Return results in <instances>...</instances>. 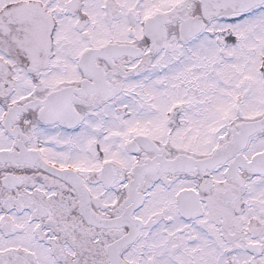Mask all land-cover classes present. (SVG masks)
Masks as SVG:
<instances>
[{"label": "snow or ice", "instance_id": "6c2138e0", "mask_svg": "<svg viewBox=\"0 0 264 264\" xmlns=\"http://www.w3.org/2000/svg\"><path fill=\"white\" fill-rule=\"evenodd\" d=\"M0 264H264V0H0Z\"/></svg>", "mask_w": 264, "mask_h": 264}]
</instances>
